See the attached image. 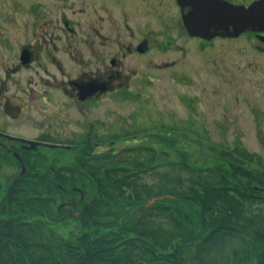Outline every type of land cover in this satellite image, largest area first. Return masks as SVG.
<instances>
[{
	"label": "trees",
	"instance_id": "trees-1",
	"mask_svg": "<svg viewBox=\"0 0 264 264\" xmlns=\"http://www.w3.org/2000/svg\"><path fill=\"white\" fill-rule=\"evenodd\" d=\"M160 127H127L108 138L145 134L161 150L74 152L72 164L55 169L68 177L61 187L46 181L42 155L21 153L29 170L0 189V264H264V195L255 188L264 189L261 159L243 154L257 167L227 156L197 165L180 149L178 161L163 164L157 154L176 130ZM2 159L19 165L9 154ZM57 195L78 214L56 207Z\"/></svg>",
	"mask_w": 264,
	"mask_h": 264
},
{
	"label": "rangeland",
	"instance_id": "rangeland-1",
	"mask_svg": "<svg viewBox=\"0 0 264 264\" xmlns=\"http://www.w3.org/2000/svg\"><path fill=\"white\" fill-rule=\"evenodd\" d=\"M14 2L24 4H20L22 9L13 13ZM31 2L41 5L38 14L46 12L48 0H0V32L9 33L10 38L15 39L10 41L13 44L32 41L39 54L45 49L40 47L43 41H39V35L52 34L58 50L55 54L63 64L65 60L68 73L61 75L54 70L47 74L37 64L16 73L4 71L2 69L11 64L13 51L7 49L10 47L0 48V80L4 79L10 86L13 81L30 79L35 82L33 87L36 92L22 99L23 112L15 117L1 112L0 104V128L35 135L40 132L39 129L45 128L41 126L44 122L67 123L69 126V121H79L77 117L80 114L88 116L90 121L97 118L104 121L106 127L101 130H107V133L127 127L156 130L162 128L160 125L167 124L179 128V131L173 133L175 136H167L174 140L164 149L167 152L157 154V160L163 161V164L167 159L178 161L177 150L183 149L189 154V162L197 165L208 166L217 160L214 156H227L257 167L256 162L246 158L245 154L256 155L264 166V50H260L257 38L242 34L199 42L174 20L173 13L177 14L172 7L157 14L147 8L140 7V11L139 8L116 2L109 9L114 16L110 20L105 6L94 7L93 0H86L83 5L81 0H51L50 13L46 14L49 17L39 15L35 30L38 37L35 40L30 35L34 30L31 26L34 16L24 9ZM124 11L129 13L124 14ZM64 17L71 22L72 31L64 25ZM124 17L129 18L130 25L120 23ZM95 34L101 35L102 62L108 63V53H114L121 60L117 68L128 76V90L138 95L132 93L133 96L115 100H108L111 95H107L83 112L68 104L65 110L56 114L54 110L61 106L60 95L56 94L53 100L47 101L38 94L50 90L52 84H47L49 81L57 82L61 77L67 79V75L74 76L79 70L93 69L94 64L84 62L92 61L86 42ZM57 35H60L59 39ZM140 37L149 39L151 50L145 54H123L126 45L135 43ZM65 46L72 50V46H76L80 57L72 60L71 53L63 52ZM48 75H52L53 80L48 79ZM12 90L10 87L6 93L11 94ZM128 139L115 142L109 149L107 145L103 146L95 153L115 152L136 145H150L158 150L163 147L145 134ZM42 154L38 161L42 168L45 164L47 167H67L72 164L74 156V152ZM18 169L1 163L0 181H6ZM67 204L64 203L65 209Z\"/></svg>",
	"mask_w": 264,
	"mask_h": 264
},
{
	"label": "flooded vegetation",
	"instance_id": "flooded-vegetation-1",
	"mask_svg": "<svg viewBox=\"0 0 264 264\" xmlns=\"http://www.w3.org/2000/svg\"><path fill=\"white\" fill-rule=\"evenodd\" d=\"M216 0H93V6H105L104 8L108 12V18L110 20L114 19V16L109 11L112 7L111 4L113 3H123L128 4L129 6H133L135 8H147L152 12H156L157 14L161 13L162 9L166 8H173V12L175 11L177 16L174 15L173 17L175 21H178L179 24L182 25V28L187 32H189L184 26V16L190 14V10L193 7H201L206 8L212 5V2ZM219 1H226L231 4H235L240 6V4L248 6L253 1L259 0H219ZM50 3L51 0H48V3L45 6L46 12L38 14V8L41 6L38 2L26 5L24 9L28 11L32 16H34L31 26L34 29L30 32V35L33 36V39H37L36 28L39 24V15L44 14V16L49 17L50 13ZM82 5L86 3V0H81ZM20 4H24L21 2H14L12 5L14 12L22 9ZM141 7V8H140ZM98 9V8H96ZM124 14L129 12L124 11ZM102 17L101 15H99ZM64 25L70 31L73 28L70 25V21L67 18H62ZM161 20V18H160ZM120 23L124 24L125 26L130 25V20L128 17L122 18ZM129 29H132L129 26ZM242 34L252 35L260 41V50H264V41L261 36L264 37V29L259 30H246L243 33H239L236 36H221L216 35L213 36L211 39L214 38H233L239 37ZM49 36V37H48ZM53 35L42 34L39 35V41H43L40 47L45 48L43 53H38L37 46L32 41H27L24 43H10L15 39L10 38L9 33L0 32V48L10 47L7 49H11L13 51L12 54V61L11 64L6 66L4 71H11L16 73L20 69L30 68L31 64H37L38 67L42 68L43 71L47 72V74H51L54 70L59 71L61 75H64V72L68 73L65 67L68 69L67 64L64 60V64L61 62V59L55 54L58 52L57 46L53 43L54 38ZM57 39H59L60 35H57ZM192 36V35H190ZM17 37V35H16ZM193 38H197L199 42H207L208 40L199 37V36H192ZM169 39V37H166ZM169 41V40H168ZM15 47L13 48V46ZM88 47V51L92 57V61H85V64H94L93 69L88 70H79L74 76L67 75V79L61 77V79L57 82L49 81L47 84H52L49 86L50 90H45L40 92L38 95L39 97H43L44 99L53 100L52 97L55 95H60L59 103L60 107L54 112L59 114V111L65 110V105H72V107L76 108L77 110L83 112L85 110H89L90 106L94 105L98 100L103 98L104 96L111 95L108 100H115L116 98L123 99L127 98L129 95L133 96L138 95L137 92L132 93L128 90L129 89V80L128 76L124 74V72L120 71L117 67L120 65L119 58H117L114 53H108V63L105 61L102 62V54H101V35L95 34L92 39H89L86 42ZM72 49H68L65 46V50L63 52L71 53L70 58L75 60L77 57H80V52L76 46H72ZM126 49L123 50V54L126 53H133L137 52L138 54H145L152 48V44L149 42L147 37H140L135 43L127 44ZM103 63V64H101ZM101 64V65H100ZM115 67V68H114ZM38 72V71H37ZM48 79L53 80L52 75H48ZM8 82H4V79L0 80V104H1V112H5V115H12L15 117L16 115L23 112V108L21 106V101L23 98H28L29 96L35 94L33 84L35 82L29 80L26 81H13L10 86H7ZM13 85V86H12ZM12 87V93L10 94L7 92L8 88ZM52 91H54L52 93ZM14 99V102L11 100ZM17 100V102H15ZM48 110H51L48 108ZM66 112V111H65ZM64 116V115H62ZM80 117H77L79 121L71 123L69 121V126L67 123H55L52 124L50 122H44L43 125L45 128L43 130L39 129V133L35 135L30 134H23V133H15L12 131H8L6 128H0V153H47V152H97L103 149V146H108L109 149L112 144L113 140H109L107 142L106 138L110 134L107 133L108 131H102L101 128L106 127L104 121L95 119L94 121H90L91 119L86 116L85 114H80ZM59 117V116H58ZM28 118V116H27ZM61 118V117H60ZM62 119V118H61ZM24 126V125H22ZM12 137H16L18 139H13ZM103 137V139L101 138ZM21 139H28L34 140L37 142L35 147H32L26 141ZM106 148V149H107ZM104 149L103 151H105ZM28 168V166H26ZM50 176L46 179L48 183H55L57 185L63 183L68 179L65 175L63 176V180L59 178V174L62 176L63 172L54 171L53 166H49ZM50 191L49 187L47 188ZM258 196V195H256ZM62 204V202H59Z\"/></svg>",
	"mask_w": 264,
	"mask_h": 264
},
{
	"label": "water",
	"instance_id": "water-1",
	"mask_svg": "<svg viewBox=\"0 0 264 264\" xmlns=\"http://www.w3.org/2000/svg\"><path fill=\"white\" fill-rule=\"evenodd\" d=\"M189 13L184 16L185 28L189 34L206 39L215 35L236 36L247 29H264V0L254 1L247 7L216 0L210 7H193ZM24 169L22 165L21 172Z\"/></svg>",
	"mask_w": 264,
	"mask_h": 264
}]
</instances>
